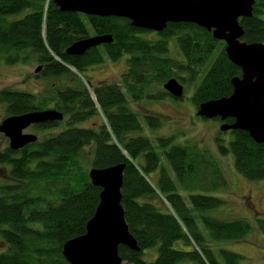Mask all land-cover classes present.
Here are the masks:
<instances>
[{"label":"trees","instance_id":"trees-1","mask_svg":"<svg viewBox=\"0 0 264 264\" xmlns=\"http://www.w3.org/2000/svg\"><path fill=\"white\" fill-rule=\"evenodd\" d=\"M253 11L251 17L240 19L245 29L243 40L264 43V0H256ZM22 12L25 14L12 17ZM97 34H111L114 40L83 55L67 52L75 41ZM173 37L181 59L168 55ZM216 50V57L207 65ZM124 54L130 56L120 82L93 83L68 67L85 74L90 67L119 60ZM1 60L9 64L36 60L43 66L36 76L65 77L70 83L38 93L0 90L7 116L48 108L65 114L64 121L41 126L63 124L59 132L39 137L19 150L9 145L0 148V238L8 245L0 250V264H70L63 254L64 245L86 233L100 202L102 188L92 183L90 168L123 162L122 204L140 247L136 251L121 245L123 262H240V253L225 248L215 251L210 245L240 240L253 229L246 218L221 219L208 213L225 200L206 192L228 185L214 154L197 144L176 143L174 136L154 141L133 134L142 130L143 124L127 99L129 93L140 100L153 82L164 84L171 77L192 82L202 70L192 97L197 109L204 101L231 95L232 78L242 70L229 59L224 41L191 22H169L156 32L133 26L125 17L63 11L53 0H0ZM167 95L171 94L164 90L149 97ZM97 115L101 121L75 126ZM144 119L152 127L161 124L159 115L145 113ZM229 131L233 137L228 143L217 138L219 152L231 153L237 170L247 178L263 179L264 143L256 142L245 130ZM88 146L93 147L91 156L85 153ZM257 225L264 232V218H257ZM177 240L189 248H176ZM150 249L157 253L147 260Z\"/></svg>","mask_w":264,"mask_h":264},{"label":"water","instance_id":"water-1","mask_svg":"<svg viewBox=\"0 0 264 264\" xmlns=\"http://www.w3.org/2000/svg\"><path fill=\"white\" fill-rule=\"evenodd\" d=\"M61 10L86 15L120 16L132 25L156 32L169 22H191L212 31L225 41L229 59L241 68L242 74L232 78L233 92L229 96L202 102L197 115L220 118V130H245L258 143H264V43L243 40L244 26L240 19L251 17L256 0H53ZM111 34H97L79 39L67 52L83 55L90 48L113 42ZM74 69L71 66H68ZM39 65L35 72L39 73ZM173 97H184L185 86L171 77L163 84ZM233 118L232 123L227 122ZM64 112L56 108L28 111L6 116L0 122V132L9 139V147L19 150L37 142L36 133L25 132L32 125L62 122ZM126 163L89 170L92 183L102 188L95 214L88 221L86 233L64 245L63 254L70 264H122L120 246L139 251L136 237L130 232L122 204V187Z\"/></svg>","mask_w":264,"mask_h":264},{"label":"rangeland","instance_id":"rangeland-1","mask_svg":"<svg viewBox=\"0 0 264 264\" xmlns=\"http://www.w3.org/2000/svg\"><path fill=\"white\" fill-rule=\"evenodd\" d=\"M25 12L15 14L12 17L18 18L24 15ZM169 44L170 51L168 55L181 59L183 55L177 44L176 37L171 38ZM217 53V50L214 51L207 65L216 57ZM129 56V54H124L119 60H106L102 64L90 67L85 74L75 68L73 71L83 79L86 76L90 77L93 83L120 82L123 73L127 70V59ZM40 64L36 60H28L16 64H9L1 60L0 90L14 89L38 93L46 92L56 85L65 86L70 83L65 77L36 76L35 69ZM202 74L203 70L196 80L187 83L182 82L185 86V93L184 97L180 99H176L171 95H167L162 99L149 97V94L157 95L165 90L163 84L158 82H153L147 87L146 95L140 100H134L131 94L127 93L129 105L138 112L143 124V129L133 132V134L146 135L154 141L161 136H174L176 143L197 144L213 153L224 170L228 185L218 191L206 192V194L215 195L225 200L222 206L211 209L208 213L221 219L246 218L253 224V229L240 240L210 242V245L215 251L219 248H225L240 253L243 258L238 264H264V232L257 225V218H264V178L255 180L247 178L237 170L231 153L223 155L219 152L217 138H224L225 142L228 143L233 135L230 131L224 132L220 130L222 121L215 118L203 119L197 115V108L193 103L192 97L201 82ZM145 113L159 115L161 124L157 127L148 125L144 119ZM6 116L5 104L0 102V122ZM95 121H101V117L98 115L94 116L86 122L76 123L75 126H91ZM64 127L63 124L52 128H38L32 125L25 132L36 133L42 138L59 132ZM7 145H9V139L0 132V148H4ZM92 151L93 147L90 146L85 149V153L90 156ZM156 177L157 173H153V178ZM182 193L187 195V191H182ZM203 231L208 235L205 228H203ZM7 247L8 245L0 238V250H5ZM175 247L189 248L183 240H177ZM155 253H157L156 249H150L147 251L145 258L151 260L155 257ZM122 264L127 263L123 262ZM179 264H192V262L181 261ZM221 264L227 263L221 260Z\"/></svg>","mask_w":264,"mask_h":264},{"label":"flooded vegetation","instance_id":"flooded-vegetation-1","mask_svg":"<svg viewBox=\"0 0 264 264\" xmlns=\"http://www.w3.org/2000/svg\"><path fill=\"white\" fill-rule=\"evenodd\" d=\"M225 42V41H224ZM219 118V117H218ZM220 119V118H219ZM34 126H36V127H38V128H41V126L42 125H34ZM29 128V127H28Z\"/></svg>","mask_w":264,"mask_h":264}]
</instances>
